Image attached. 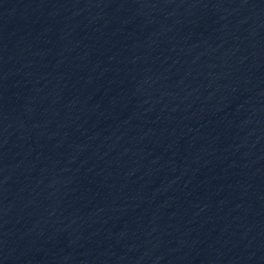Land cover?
Wrapping results in <instances>:
<instances>
[{"label":"water","instance_id":"obj_1","mask_svg":"<svg viewBox=\"0 0 264 264\" xmlns=\"http://www.w3.org/2000/svg\"><path fill=\"white\" fill-rule=\"evenodd\" d=\"M0 82L130 264H264V0H0Z\"/></svg>","mask_w":264,"mask_h":264}]
</instances>
